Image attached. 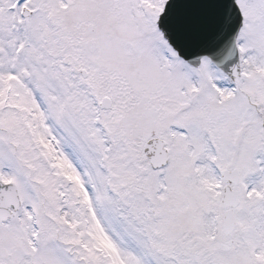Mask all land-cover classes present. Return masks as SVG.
I'll use <instances>...</instances> for the list:
<instances>
[{
    "label": "snow or ice",
    "instance_id": "1",
    "mask_svg": "<svg viewBox=\"0 0 264 264\" xmlns=\"http://www.w3.org/2000/svg\"><path fill=\"white\" fill-rule=\"evenodd\" d=\"M0 264H264V0H0Z\"/></svg>",
    "mask_w": 264,
    "mask_h": 264
}]
</instances>
